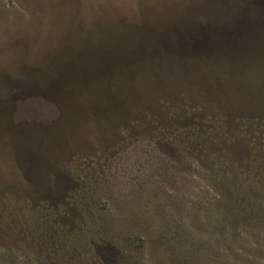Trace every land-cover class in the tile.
<instances>
[{
	"label": "rangeland",
	"instance_id": "obj_1",
	"mask_svg": "<svg viewBox=\"0 0 264 264\" xmlns=\"http://www.w3.org/2000/svg\"><path fill=\"white\" fill-rule=\"evenodd\" d=\"M0 264H264V0H0Z\"/></svg>",
	"mask_w": 264,
	"mask_h": 264
}]
</instances>
